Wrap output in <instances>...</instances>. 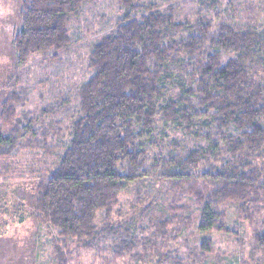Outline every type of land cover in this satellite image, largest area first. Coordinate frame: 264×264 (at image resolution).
<instances>
[{"label": "trees", "instance_id": "trees-1", "mask_svg": "<svg viewBox=\"0 0 264 264\" xmlns=\"http://www.w3.org/2000/svg\"><path fill=\"white\" fill-rule=\"evenodd\" d=\"M92 1L21 0V28L13 39L18 63H25L32 54L67 49L69 19ZM118 1L124 8L121 21L90 53L92 76L78 92L79 114L69 146L53 173L37 183L35 210L44 225L57 231L54 250L59 264L65 260L63 248L68 241L89 248L98 240V212L104 214L102 231H112L108 222L119 195L146 162V152L137 145L138 135L150 134L158 115L166 123H189L191 116L184 109L193 99L209 114V124L219 138L174 159L172 178L176 180L202 164L211 167L213 187L191 189L199 205L198 231H222L217 224L224 216L218 211L220 203H237L241 211L251 204L264 206V82L260 80L264 31L220 24L212 32L208 22L176 23L171 14L159 12L154 5ZM140 12L144 13L138 16ZM185 32L186 37L177 39ZM222 53L232 58L223 62ZM177 54L195 60L194 81L182 91L185 104H162L164 74ZM10 100L2 107L1 123L9 130L7 136L0 133V155L14 149L21 133V121L9 103L18 98L12 94ZM230 128L239 136L230 135ZM222 155L223 163L211 166V158ZM253 242L255 249H264V230L255 233ZM129 247L130 243H122V249ZM210 248L204 241L201 250ZM252 264H264V260Z\"/></svg>", "mask_w": 264, "mask_h": 264}, {"label": "rangeland", "instance_id": "rangeland-1", "mask_svg": "<svg viewBox=\"0 0 264 264\" xmlns=\"http://www.w3.org/2000/svg\"><path fill=\"white\" fill-rule=\"evenodd\" d=\"M132 1L139 6L154 5L159 12L171 14L176 23L208 22L212 32L220 24L264 31V0ZM20 7L21 0H0V133L8 135L1 114L12 94L18 100L9 103L21 121L19 143L0 155V264H59L54 250L57 231L44 225L35 210L37 183L53 173L69 146L79 114L78 92L92 76L90 53L116 29L124 8L118 0L83 4L67 24L71 42L67 49L32 54L20 64L13 45L21 28ZM187 58L177 54L169 63L162 104H185L182 91L191 87L195 68V60ZM230 58L222 53L223 62ZM260 80L264 82V66ZM194 100L184 109L191 116L189 123H166L158 115L154 130L138 135L137 145L146 152V162L119 195L108 222L112 231H102L104 214L98 212V240L89 248L68 241L62 264H252L264 260V249H255L253 242L255 233L264 230L263 205L251 204L241 211L237 203H220L218 211L224 216L217 224L222 231L200 232L199 205L191 189L213 187L210 165H200L181 180L172 178L174 159L219 141L209 114ZM228 133L240 134L234 128ZM225 159L222 155L209 162L217 167ZM204 241L210 244L209 252L201 250ZM126 242L129 250L122 249Z\"/></svg>", "mask_w": 264, "mask_h": 264}]
</instances>
